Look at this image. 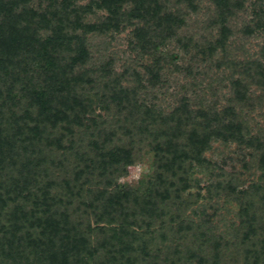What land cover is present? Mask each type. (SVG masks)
Returning <instances> with one entry per match:
<instances>
[{
  "label": "trees",
  "instance_id": "trees-1",
  "mask_svg": "<svg viewBox=\"0 0 264 264\" xmlns=\"http://www.w3.org/2000/svg\"><path fill=\"white\" fill-rule=\"evenodd\" d=\"M198 1L0 0V264H264V0H210L196 39ZM216 141L250 176L208 185L225 224L190 192Z\"/></svg>",
  "mask_w": 264,
  "mask_h": 264
},
{
  "label": "rangeland",
  "instance_id": "rangeland-1",
  "mask_svg": "<svg viewBox=\"0 0 264 264\" xmlns=\"http://www.w3.org/2000/svg\"><path fill=\"white\" fill-rule=\"evenodd\" d=\"M82 2H87L88 0H81ZM247 1V0H245ZM170 4H174L175 0H170ZM200 9L199 13L191 14L189 13V19L187 20L189 32H191L196 39H201L204 36L209 35L208 21L211 17V3L210 0H199L198 1ZM242 13L238 15L237 21H241ZM126 39L127 32L120 34L116 41L112 43L110 47H114L113 50L122 52L126 48ZM241 41V40H240ZM91 42L93 43L94 50L98 53H103L105 45H108L109 41H105L100 38H92ZM242 41L241 43H243ZM258 39H248L245 42V47L237 49L236 52L247 51L248 53H255L257 51ZM240 42H238L239 45ZM179 63L181 65L188 64V58L184 54L180 55ZM206 79L203 83V87L207 86L209 78L213 76V72H206L203 75ZM206 88V87H205ZM252 113V112H251ZM264 110L256 108V110L250 114V120H252L253 126H264ZM205 157L209 161L208 167L198 169L194 173V179H196L198 186H195L190 190L191 193L196 195L199 193L201 196L198 197V204L208 203L211 208L208 209L209 213H212L213 210L217 211L216 221L219 224H225V222L230 221L236 215L237 211V201L233 196L228 195L224 191L213 190L211 188V193L207 192L208 185L215 184L217 181L220 183H226L229 179H234V181L241 184L240 188H244L245 184L250 182V176L248 178V173L241 167L240 153L234 144H224L219 141L213 142L209 150L205 152ZM142 169L140 180H135L133 177L137 174V168ZM153 170V160L151 153H143L142 157L128 169V173L121 177L118 180L119 185H129V186H138L143 184L146 179L151 175ZM239 188H237L238 190ZM239 191V190H238ZM212 196L210 201H206ZM197 204V205H198ZM193 207H196L195 205ZM190 211V210H188Z\"/></svg>",
  "mask_w": 264,
  "mask_h": 264
},
{
  "label": "clouds",
  "instance_id": "clouds-1",
  "mask_svg": "<svg viewBox=\"0 0 264 264\" xmlns=\"http://www.w3.org/2000/svg\"><path fill=\"white\" fill-rule=\"evenodd\" d=\"M141 173H142V169H140L139 167L137 168V174L133 177V179L135 180H140L141 178Z\"/></svg>",
  "mask_w": 264,
  "mask_h": 264
}]
</instances>
